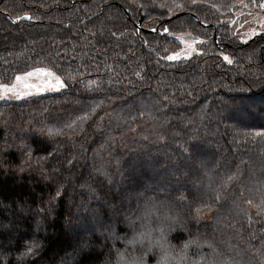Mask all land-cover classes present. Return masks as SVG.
Returning a JSON list of instances; mask_svg holds the SVG:
<instances>
[{
	"label": "trees",
	"instance_id": "obj_1",
	"mask_svg": "<svg viewBox=\"0 0 264 264\" xmlns=\"http://www.w3.org/2000/svg\"><path fill=\"white\" fill-rule=\"evenodd\" d=\"M244 1L0 0V83L39 67L68 85L0 102V264H122L139 247L125 241L141 239L142 224L158 235L165 212L179 221L168 242L197 241L193 258L264 264V212L253 206L264 193V137L254 135L264 107L252 108L264 103V31L233 32ZM25 15L33 20L12 22ZM191 32L202 52L161 59ZM239 111L258 117L237 125ZM155 169L169 189L142 190ZM228 175L237 178L225 186ZM205 202L211 210L194 218Z\"/></svg>",
	"mask_w": 264,
	"mask_h": 264
},
{
	"label": "snow or ice",
	"instance_id": "obj_2",
	"mask_svg": "<svg viewBox=\"0 0 264 264\" xmlns=\"http://www.w3.org/2000/svg\"><path fill=\"white\" fill-rule=\"evenodd\" d=\"M202 2V0H191V3L193 6H197ZM256 0H253V3H255ZM210 7L216 8L217 11H219V7H229V5L226 4H221L219 7H217V5L212 4L209 5ZM245 7L247 5H244ZM141 7H143V5H141ZM160 7H165V5H160ZM184 5L182 4H176V8H183ZM259 7L261 9H264V2L259 3ZM169 12H172V9H169ZM19 20H29L32 21L33 17L30 15H25V16H21L18 19H14L12 22L13 23H18ZM262 28H264V24L261 25ZM152 31H156V28L154 27L152 29ZM163 32L164 33H168L169 30L168 28H163ZM258 33H256L255 29H253L250 33H248L247 35H249V37H251L252 35H256ZM245 43L247 42V40L244 41ZM199 44H204L205 41L201 40L198 41ZM190 51L188 53V57L185 58H190L192 52L196 51L192 45L188 46ZM179 57V53H175V54H171V55H167V56H163L161 57V59L164 60H168V61H175L177 60ZM223 59L229 63L232 64L233 60L229 57V56H224ZM40 75H43L45 77L44 81L42 84L38 85V84H29L27 83L28 78L30 77H39ZM137 76L140 75V73H136ZM75 79V77L73 78ZM54 81V82H53ZM20 83H23L24 85V91H21L18 89L17 85H19ZM80 83H83V81H80ZM93 85H95V87H92ZM68 87V85L61 79V77L59 75H56L55 72L51 71L50 69H46V68H34L32 71H27L25 73H23L22 75H16L15 76V83L13 84H7V83H0V100H5V99H22L26 96H30V95H34V94H43L47 91H56V92H60L64 89H66ZM100 87V85L96 82V81H88L86 88L88 90H98ZM30 89H35V92L30 91ZM165 99H167V97H165ZM103 104V101H99L97 104H95L92 107L91 113H85V115L80 116L78 119L80 121H85L87 119H89L91 114H94L96 112V109L100 107V105ZM143 115V114H141ZM135 119V117L133 118ZM76 124V121H72L71 123H69L68 125H66V127L68 128H73ZM57 134H59V131H57ZM254 135L256 137H264V131H257L254 133ZM163 138V137H161ZM184 152L188 153V149L184 148ZM191 158V154L188 155L187 159ZM237 177L234 175H228L226 177V179L223 180V184L226 186L228 184V182L230 181H234ZM179 183V181H177ZM61 193L57 192V196H59ZM211 194V193H210ZM179 199L180 200H184L185 197L183 195V193H180L179 195ZM215 199L218 200L219 199V195L215 196ZM247 203L249 205H253V201L252 200H248ZM255 207H257L261 212H264V193H262V199H261V204L260 205H253ZM154 207V206H153ZM211 210V204L208 202H205L204 204L200 205V206H196L195 207V217L194 218H199L205 211H210ZM151 213H147L146 216L144 217V219H148L150 217ZM134 223V222H132ZM142 227H144L146 229V231L144 232H140L138 234V236L141 239L147 238L151 236V232L152 229L148 226V224H142ZM161 232L163 233V229H161ZM130 244H136L137 243V239H133L131 241H129ZM192 244H197V246H199L197 241H189L184 245V250H185V254L182 255L180 257L181 260H186L188 259L187 257V252L186 250L190 247V245ZM157 245L161 248V257H160V264H170V261L173 259L171 252L169 251L168 247L166 246V242L162 243L160 241H157ZM35 245L33 246H29L27 252L24 253V255H30L33 254V249H34ZM86 247V246H85ZM209 247H211V245H209ZM197 259L195 260L194 264H216L215 261H209L207 259L206 256L202 255V254H197ZM120 260L122 262V264H143V257H130L129 259H125L124 254L120 253Z\"/></svg>",
	"mask_w": 264,
	"mask_h": 264
},
{
	"label": "rangeland",
	"instance_id": "obj_3",
	"mask_svg": "<svg viewBox=\"0 0 264 264\" xmlns=\"http://www.w3.org/2000/svg\"><path fill=\"white\" fill-rule=\"evenodd\" d=\"M244 2L245 3L238 10V12L235 15V18L233 19L234 20L233 21V32L241 33V34L245 33V38H246V35L248 33H250L253 29H255L256 33L261 34L264 31V28L261 27V25L264 24V9H261L259 7V3L264 2V0H256L255 3H253V0H247V1L245 0ZM250 4H254V5L250 6ZM244 5H247V6L245 7ZM192 33L193 32L188 33V34H183V35H181V37L180 36L178 37V41L181 43V47H180L181 49L176 52V53H179L178 59L188 57V53L190 51V49L188 47L189 45H192V47L196 50V51L192 52L191 56L196 54L197 52L198 53L202 52L201 47H200L201 44L199 45L198 41L204 40V38H202L203 36L197 35V34H192ZM247 37L249 38V35H247ZM173 54H175V53H173ZM20 75H22V74H20ZM44 79H45V77L43 75H40L38 78L37 77H30V78H28L27 83L40 85L43 83ZM13 83H15V79L12 80V82H10L8 84H13ZM17 87L21 91L25 90L23 83H20L19 85H17ZM30 91L35 92V89H30ZM53 92H56V91H47L43 94H38V95L50 94ZM36 95L37 94L26 96L22 99H14V98L13 99H5V100H0V102L1 101H7V102L20 101L21 102V100H24L26 98L33 97ZM252 103L254 106L252 108H254L256 110L262 109V107H264V103L261 101H254L253 100ZM240 111H242V110H240ZM240 111L238 112L237 116L230 119L232 122H234L237 125L239 123H242L243 126L245 124L247 125L248 123L252 122L253 120H255L258 117L257 115H255V117H251L248 120H246L245 118H247V117L245 116V114H243L244 112H241V115H240ZM256 121L259 124L264 123V119H262V120L256 119ZM204 164L208 165L209 162H206ZM153 173H154V177H149L147 179V181L146 180L141 181L142 190L145 191L146 189H154L155 191L159 192L160 187H164L165 189H169L168 184H164L163 181H157L156 178H159V177H157V176L155 177L156 169ZM134 174L135 175L139 174V172L136 170V172ZM140 196H141L140 194L136 195L134 200L138 199V197H140ZM125 204H126V202H125ZM125 204H123L122 206H125ZM92 228H95V224L92 225ZM102 228L103 229L106 228V225L105 224H102V225L99 224V231ZM91 235H93V236L98 235V232L96 233V231L92 230ZM90 240H91V238H88V237L86 238L83 233L80 234V236L77 240V246H78L77 249L80 251H84V249H86L87 244ZM262 248L264 250V245ZM66 257L68 258V256H66ZM63 260H64V258H63Z\"/></svg>",
	"mask_w": 264,
	"mask_h": 264
},
{
	"label": "clouds",
	"instance_id": "obj_4",
	"mask_svg": "<svg viewBox=\"0 0 264 264\" xmlns=\"http://www.w3.org/2000/svg\"><path fill=\"white\" fill-rule=\"evenodd\" d=\"M157 219L160 221L159 226L155 229L158 235L144 239H137L136 244H138L139 247L132 249L125 248V251L129 253L130 257H143V264H160L161 248L157 245V241L162 243L166 242V246L171 252V255L176 253V255H172L173 259L170 261V264H177V261L181 260L180 257L185 254V244L177 249L176 245L168 242L167 237L177 230L176 225L179 221H177L175 216H168L166 212L162 217H158ZM164 221H168L169 223H164ZM180 226L183 227V225ZM161 229H163V233L161 232ZM116 239H119V237ZM125 243H129V241H125ZM115 251L120 253V249L118 248H116ZM186 252L188 259L183 260L184 264H194L197 258H193V256L189 254L188 249ZM117 264H119V262H117Z\"/></svg>",
	"mask_w": 264,
	"mask_h": 264
},
{
	"label": "water",
	"instance_id": "obj_5",
	"mask_svg": "<svg viewBox=\"0 0 264 264\" xmlns=\"http://www.w3.org/2000/svg\"><path fill=\"white\" fill-rule=\"evenodd\" d=\"M138 27L141 28L140 25H138Z\"/></svg>",
	"mask_w": 264,
	"mask_h": 264
}]
</instances>
